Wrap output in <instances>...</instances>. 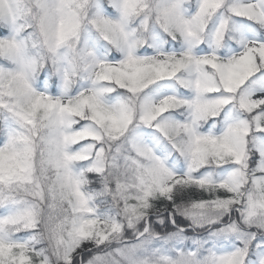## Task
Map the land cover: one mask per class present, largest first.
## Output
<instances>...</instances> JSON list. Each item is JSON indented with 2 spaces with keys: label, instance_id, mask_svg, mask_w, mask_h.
<instances>
[{
  "label": "snow or ice",
  "instance_id": "obj_1",
  "mask_svg": "<svg viewBox=\"0 0 264 264\" xmlns=\"http://www.w3.org/2000/svg\"><path fill=\"white\" fill-rule=\"evenodd\" d=\"M0 264H264V0H0Z\"/></svg>",
  "mask_w": 264,
  "mask_h": 264
}]
</instances>
